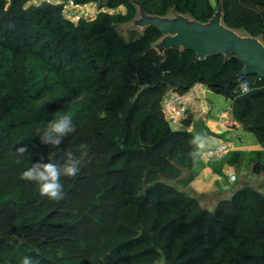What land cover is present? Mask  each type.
I'll use <instances>...</instances> for the list:
<instances>
[{"label":"trees","instance_id":"obj_1","mask_svg":"<svg viewBox=\"0 0 264 264\" xmlns=\"http://www.w3.org/2000/svg\"><path fill=\"white\" fill-rule=\"evenodd\" d=\"M97 1L115 11L72 23L58 3L0 0V264L25 256L33 264H264V194L245 185L209 210L176 187L193 165L196 135L176 129L161 107L169 88L182 93L197 82L227 99L232 119L263 147L251 153L250 170L261 174L264 79L240 74L234 56L160 53L154 43L162 33L153 26L128 37L118 30L140 7L202 23L220 13L224 26L264 44V0ZM56 112L76 125L58 149L37 132ZM82 143L89 157L77 177H61L62 200L19 178ZM21 145L31 155L17 162L11 153Z\"/></svg>","mask_w":264,"mask_h":264},{"label":"crops","instance_id":"obj_2","mask_svg":"<svg viewBox=\"0 0 264 264\" xmlns=\"http://www.w3.org/2000/svg\"><path fill=\"white\" fill-rule=\"evenodd\" d=\"M40 1L42 0H30V3L38 4ZM47 1L57 2L62 0ZM202 102L210 110L199 116L195 113L194 107L191 106L186 116L187 119L175 127L181 130H195L199 136L206 138L205 147L202 150L197 149V155L194 157L192 167L182 171V174L188 172L189 176H192L191 180L188 184L180 182L182 188L178 187L177 183V186H175L195 197L202 207L209 210L213 209L219 200L230 197L236 189L242 187V185L245 186V183L251 180L255 185L254 188L264 194V173L253 174L250 170L252 163L251 153L262 150L263 147L257 143L252 134L245 132L232 119L229 101V112L223 109L224 106L215 104L214 100L209 96L204 95ZM221 111L227 116L228 125H221L218 122V113ZM222 142L228 143L231 151H236L237 153L233 152L230 154V151L222 161H207L202 153L206 149L213 148ZM229 171H233L236 175V180L233 183L229 181L227 175H221ZM252 175L254 176L253 178H251ZM235 183L236 186H233ZM222 193L225 196L221 195ZM209 196H212V201H204Z\"/></svg>","mask_w":264,"mask_h":264},{"label":"water","instance_id":"obj_3","mask_svg":"<svg viewBox=\"0 0 264 264\" xmlns=\"http://www.w3.org/2000/svg\"><path fill=\"white\" fill-rule=\"evenodd\" d=\"M139 25L153 26L161 33V49L169 47L191 49L195 60L220 53L224 59L237 57L243 63L240 74L255 73L264 79V45L256 37L241 36L236 31L224 26L218 17L202 23L188 16L177 14L169 19L166 16H151L140 7ZM162 50V51H163Z\"/></svg>","mask_w":264,"mask_h":264},{"label":"clouds","instance_id":"obj_4","mask_svg":"<svg viewBox=\"0 0 264 264\" xmlns=\"http://www.w3.org/2000/svg\"><path fill=\"white\" fill-rule=\"evenodd\" d=\"M239 88L241 94H247L251 91L247 80L242 79L239 82ZM54 115L56 118L51 119L45 128L38 129L37 132L41 143L58 149L57 146L62 143L64 137L75 131L76 125L72 115L69 113L56 112ZM193 143L197 145L199 150H202L205 147L206 138L198 135L195 137ZM11 154L17 157V162H19L20 157L27 156L29 158L31 155V153H28L27 145L16 147ZM192 155H197V152H193ZM88 157L89 146L82 143L77 146L76 152L68 151L66 158L62 162L58 163L51 157H47L46 163L41 161L32 163L26 170L20 173L19 178L34 182L38 186L41 196H45L53 201H59L65 196L61 177H77ZM43 159L44 157H41V160ZM21 264H33V260L31 257L25 256Z\"/></svg>","mask_w":264,"mask_h":264},{"label":"built area","instance_id":"obj_5","mask_svg":"<svg viewBox=\"0 0 264 264\" xmlns=\"http://www.w3.org/2000/svg\"><path fill=\"white\" fill-rule=\"evenodd\" d=\"M62 5V15L65 19L72 23H78L80 20H93L102 12H114L105 6H100L97 0L88 2H76L75 0L57 1ZM121 9V8H120ZM209 92L206 85L202 83H194L189 89L180 93L174 88H169L161 103L162 111L166 119L176 127L186 120L189 108L194 107L197 115L201 116L210 108L202 102V97ZM224 112H219L217 120L221 125H228ZM231 151L228 143L222 142L213 148L206 149L202 155L207 161H222ZM230 182L236 180V175L233 171L227 173Z\"/></svg>","mask_w":264,"mask_h":264},{"label":"rangeland","instance_id":"obj_6","mask_svg":"<svg viewBox=\"0 0 264 264\" xmlns=\"http://www.w3.org/2000/svg\"><path fill=\"white\" fill-rule=\"evenodd\" d=\"M213 1V0H212ZM177 16V14H175V13H169L168 15H166V17L167 18H169V19H172V18H174V17H176ZM139 17H140V15H139V12H138V16L136 17V19L135 20H133V21H131V22H129V23H125V24H121V25H119L118 26V30L120 31V33L122 34V35H124L125 37H128L129 36V33L131 32V31H137V32H139V31H141L142 29H143V26H141V25H139V23H138V21H137V19H139ZM237 33L238 34H240L241 36H244L245 34L244 33H242V32H239V31H237ZM259 41H261L260 39H258ZM262 42V41H261ZM161 43H162V41H161V38L160 39H158L155 43H154V48L158 51V52H162V50L163 49H161V47H160V45H161ZM262 44H263V42H262ZM264 45V44H263ZM206 96H209L211 99H213L214 100V102H215V104H220V105H222V106H224L223 107V109L224 110H227L228 112H229V104H228V101L224 98V97H222V96H219V95H216V94H214V93H212L211 91H209L207 94H206ZM196 136H198V133L194 130V131H192ZM190 174H188V172H185L184 174H182L181 173V176H180V181H179V183H178V181L177 182H175L174 184L176 185V183H177V185H178V187H180V188H182V184L180 183L183 179H185L187 176H189ZM222 176H224V175H227V173H222L221 174ZM264 175V174H263ZM254 176L252 175L251 176V178H253ZM254 179H256V178H254ZM231 183H233V182H231ZM176 185V186H177ZM233 185V184H232ZM245 185L246 186H250V187H253L254 188V183L252 182V180L250 181V182H248V183H245ZM233 186H236V183H235V185H233ZM242 186H244V185H242ZM185 187V186H184ZM182 190V189H181ZM221 195H223V196H225V194H221ZM228 198H230V197H226L225 199H228ZM214 200V199H213ZM204 201H206V202H211L212 201V196H209V197H207ZM220 201V200H219ZM212 210V209H211ZM156 264H163V262L162 261H159V262H157Z\"/></svg>","mask_w":264,"mask_h":264}]
</instances>
